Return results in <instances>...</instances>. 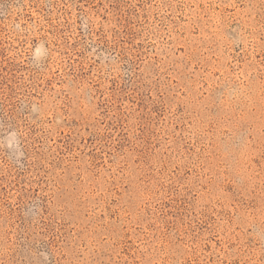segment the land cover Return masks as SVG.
Here are the masks:
<instances>
[{
	"label": "rangeland",
	"instance_id": "374dc122",
	"mask_svg": "<svg viewBox=\"0 0 264 264\" xmlns=\"http://www.w3.org/2000/svg\"><path fill=\"white\" fill-rule=\"evenodd\" d=\"M0 264H264V0H0Z\"/></svg>",
	"mask_w": 264,
	"mask_h": 264
}]
</instances>
